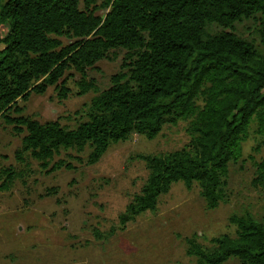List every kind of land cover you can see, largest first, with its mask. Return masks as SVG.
Segmentation results:
<instances>
[{"label": "trees", "instance_id": "obj_1", "mask_svg": "<svg viewBox=\"0 0 264 264\" xmlns=\"http://www.w3.org/2000/svg\"><path fill=\"white\" fill-rule=\"evenodd\" d=\"M0 0V117L20 134L16 157L27 154L46 173L72 165L54 160L61 150L90 148L86 165L96 163L112 143L132 132L155 138L167 123L188 119L189 143L159 154H138L148 175L123 212V228L171 185L194 183L209 209L225 200L228 165L242 154L254 120L264 145V0ZM81 6V7H80ZM106 10L99 14L98 10ZM255 19L260 50L238 36L234 22ZM216 24L223 29L209 33ZM66 38L68 42H64ZM124 49L121 70L98 91L86 70ZM80 73L78 94L97 92L87 118L75 128L58 120L39 122L17 105L49 86L68 95L66 71ZM200 100V102H198ZM253 186L264 196V156L255 164ZM0 189L15 172L3 170ZM235 236L212 237L210 247L196 234L185 238L193 264H264V214H232Z\"/></svg>", "mask_w": 264, "mask_h": 264}, {"label": "rangeland", "instance_id": "obj_2", "mask_svg": "<svg viewBox=\"0 0 264 264\" xmlns=\"http://www.w3.org/2000/svg\"><path fill=\"white\" fill-rule=\"evenodd\" d=\"M257 27V21L249 18L234 22L233 31L255 40L262 50ZM222 29L216 24L208 27L209 33ZM108 54L86 70V78L95 81L98 91L108 87L111 75L121 70L125 50ZM65 78L66 97L60 98L57 87L49 86L43 94L31 93L26 101L18 100L22 114L39 122L58 120L68 128L85 120L97 92L78 94L81 76L73 69L66 71ZM187 126L188 119L167 123L153 139L132 132L127 139L112 143L91 165L76 158L84 160L88 146L81 152L61 150L54 160L63 159L72 168L46 173L27 154L23 160L16 157L23 133H16L0 117V185L4 169L15 172L9 189H0V264H193L195 257L186 254L187 236L196 234L202 245L210 247L212 237L235 236V226L229 222L232 214L248 212L260 218L264 196L252 179L264 145L253 120L241 145V157L228 165L225 200L216 208L206 207L196 183L187 189L178 181L159 196L155 210L137 215L121 228L119 214L148 175L137 155L185 147L190 141ZM224 264L240 262L231 258Z\"/></svg>", "mask_w": 264, "mask_h": 264}]
</instances>
